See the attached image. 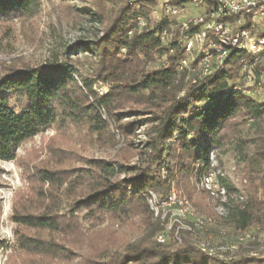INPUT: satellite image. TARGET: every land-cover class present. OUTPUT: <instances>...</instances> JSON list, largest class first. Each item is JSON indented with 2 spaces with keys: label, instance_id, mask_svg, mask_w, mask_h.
Masks as SVG:
<instances>
[{
  "label": "trees",
  "instance_id": "obj_1",
  "mask_svg": "<svg viewBox=\"0 0 264 264\" xmlns=\"http://www.w3.org/2000/svg\"><path fill=\"white\" fill-rule=\"evenodd\" d=\"M76 1L79 5L72 0L62 3L76 24H97L92 38L37 64L10 62L0 67V160H14L22 143L53 125L84 130L107 143L118 141L107 131L110 123L125 138L145 125V139L142 148L128 142V149L136 148L138 156L130 165L122 153L112 160L84 158L81 165L61 170L38 168V180L54 188L50 193L57 198L65 185L68 211L60 213L58 199H53L55 204L43 211L13 215L14 222L28 230L67 235L81 230L80 213L89 221L139 215L146 233L138 241L100 249L101 261L90 257L95 264H264V251L259 257L228 259L187 242L178 245L171 237L157 241L154 236L161 227L152 221L147 202L150 192L164 198L178 184L191 199L190 179H199L210 168V152L223 147L245 120L256 124L263 119L264 102L254 98L257 88L245 84L241 70L252 56L235 49L221 67L201 79L198 70L180 67L184 54L177 17L152 15L159 0H114L110 5L108 0ZM41 3L0 0V24L32 19ZM259 70L264 65L255 67V76ZM98 83L107 90L98 93L94 88ZM127 113L132 118L125 120ZM244 162L245 201L233 202L227 217L216 215L202 197L193 202L205 215L228 224L234 234L264 228V137ZM220 183L228 194L235 191L227 180ZM64 240L19 232L11 248L49 258L69 257L74 250ZM2 247L9 245L0 242Z\"/></svg>",
  "mask_w": 264,
  "mask_h": 264
},
{
  "label": "rangeland",
  "instance_id": "obj_2",
  "mask_svg": "<svg viewBox=\"0 0 264 264\" xmlns=\"http://www.w3.org/2000/svg\"><path fill=\"white\" fill-rule=\"evenodd\" d=\"M41 1V10L32 19L0 24V67L10 62L16 64L43 62L52 54H61L77 41L90 39L98 32L97 24L87 21L76 24L72 14L66 11L63 0ZM72 1L79 5L78 1ZM113 1L108 0V4H112ZM187 9L194 14L200 10L194 5H187ZM192 59L193 56L189 55L188 62ZM94 88L98 93L107 90L104 83H98ZM253 92L256 100L264 102L263 88L254 89ZM131 118V113H127L125 120ZM146 128L145 125L139 126L129 137L125 138L114 124L110 123L107 131L118 141L107 143L97 140L94 135H87L84 130L72 127L62 129L53 125L22 143L14 160H0V242L9 245V247L0 248V264H95L96 262L90 261V257H96L93 260L101 261L98 257L100 249L111 250L115 246L138 241L146 233V228L139 215L122 220L106 215L101 220L89 221L81 218L80 213L77 218L81 230L68 232L67 235L28 230L14 222L12 217L18 213L43 211L48 204H55L53 199H58L61 207L60 213H67L68 197L65 194V185L60 187L57 193L61 195L57 198L55 194L50 193L52 191L55 193L54 188L38 180L37 169L61 170L72 165H81L84 158L112 160L121 157L122 153L127 157L126 163L129 165L136 163L138 156L134 153L137 149L132 147L128 149V142L132 141L136 147L142 148L141 142L145 139ZM260 137H264V116L256 124L245 120L240 124L237 133L223 147L210 152L212 167L204 170L199 179H190V184L194 187L191 199L186 196L180 184L171 187L164 198L170 197L174 191L184 200L181 201L183 205L179 203L180 201L177 202V209H190L189 211H178V218L184 220L178 224L179 226L172 225L171 211H166V207L160 203L161 198L150 192L154 198L152 205L157 207L158 211L155 215L148 203L152 212V221L157 222L161 227L154 239L159 241L158 236L162 234L166 236L165 242L171 237L178 245L187 242L219 258H237L242 255L261 256L264 251V228L253 227L250 231H246V233H253L252 237L241 236V232L234 234L228 224L205 215L193 204L197 197H202L201 202L212 206L216 215L227 217L229 207L233 202H244L243 187H248L247 179L244 178V159L251 155ZM207 173L210 177L212 175V187L219 185L220 179L227 180L235 187L234 192L227 194L225 205H222L203 185L202 176ZM122 176L119 175V177ZM40 191H42L41 194ZM203 191L207 194L202 195ZM240 196L243 197V201ZM182 213L183 216H181ZM193 221L201 222V225H193ZM19 232L37 233L43 237L54 235L56 239L64 238L65 245L72 247L74 252L69 257L49 258L14 250L11 246H14L16 233ZM239 236H241L240 240L228 243L232 242V238H239ZM220 243H227V245H220ZM79 244L80 248H78ZM208 248L212 253L208 251Z\"/></svg>",
  "mask_w": 264,
  "mask_h": 264
},
{
  "label": "built area",
  "instance_id": "obj_3",
  "mask_svg": "<svg viewBox=\"0 0 264 264\" xmlns=\"http://www.w3.org/2000/svg\"><path fill=\"white\" fill-rule=\"evenodd\" d=\"M164 1H172V8H164ZM187 5H194L200 10L194 14L187 9ZM151 13L155 18L177 17V38L182 39L181 48L184 54L181 60L185 61V67L188 69H196L197 63L206 62L205 75L201 79L225 62V53H220L219 61L209 62L210 53L217 52L213 45V37L221 36L226 41L225 52H228L232 48L235 33H242V26H249V33H242L244 45L241 49H246V53L252 56V60L244 62L241 70L245 84L252 83L255 88H264V70H259L256 76L253 73L257 65H264V52L253 43V34H259V29H264V0H221V6H214V0H159ZM139 24H145V21L140 19ZM166 35V31H163L161 37ZM196 35L204 36L202 49L194 47ZM188 55H195L196 63H189ZM178 201L184 200L174 191L170 197L160 199L166 211H171L172 225H178L184 221L178 218V211L190 210L177 209ZM193 225H201V222L193 221ZM241 235L252 237L253 233L244 231ZM165 237L160 235L159 239H165ZM233 240H240V237L232 238V242L228 243H233ZM220 245H227V243H220Z\"/></svg>",
  "mask_w": 264,
  "mask_h": 264
},
{
  "label": "bare ground",
  "instance_id": "obj_4",
  "mask_svg": "<svg viewBox=\"0 0 264 264\" xmlns=\"http://www.w3.org/2000/svg\"><path fill=\"white\" fill-rule=\"evenodd\" d=\"M214 6H221V0H214ZM164 8H172V1H164ZM139 25L143 26L144 24H139ZM242 33H249V26H242ZM242 33H235V39H232V48L228 52H225L226 41L223 40L221 36H214L213 37V45L217 49V52H211L210 53L209 62L219 61L220 53H225V59H226L228 57L229 53L232 52L235 49H240V50L246 51V49H241V47L244 45V37H242ZM178 40H179L180 45L182 46V39L178 38ZM253 43L257 44L259 46V49H261L264 52V29H259V34H253ZM202 44H204V36L203 35H196V38H194V47H195V49H202ZM192 56H193V59L191 60V62H195L196 63V56L195 55H192ZM189 63H190V61H189ZM263 63H264V56H263ZM183 66H185V61L181 60L180 67H183ZM205 69H206V62L197 63L196 70H198V72H197V77L198 78H201L202 76L205 75ZM210 160H211V158H210ZM210 167H212V166H210ZM211 177H212V175H211ZM211 177H210L209 173L205 174L202 177V179H203L202 183L208 189V191H210V193L212 195H214L219 200V202H221L222 205H225L226 196L228 194L227 190H226V187L224 185H222L221 183L219 185H217V186L215 185V187H212L213 183H212ZM240 198H241V200L243 199L242 196H240ZM147 201H148V203L150 205V208L152 210H154L155 215H157L158 214L157 207H155V206L153 207V205H152V203L154 201L152 193H150V195L147 196ZM179 203L181 205L184 204V203L182 204L181 201ZM178 209H180V208H178ZM181 212H183V211H181ZM181 216H183V213L181 214ZM159 236H158V240L160 242H164V239H159ZM241 236H243V235H241ZM241 236H239V237H241ZM205 251H206V249H205ZM208 251H210V253H212L209 248H208Z\"/></svg>",
  "mask_w": 264,
  "mask_h": 264
}]
</instances>
